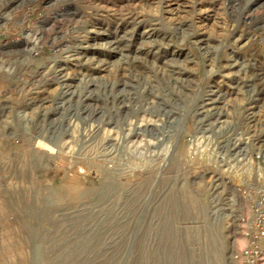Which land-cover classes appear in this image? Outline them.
Returning a JSON list of instances; mask_svg holds the SVG:
<instances>
[{"label":"rangeland","instance_id":"1","mask_svg":"<svg viewBox=\"0 0 264 264\" xmlns=\"http://www.w3.org/2000/svg\"><path fill=\"white\" fill-rule=\"evenodd\" d=\"M21 1L0 0V264H246L264 0ZM233 62L262 77L256 127Z\"/></svg>","mask_w":264,"mask_h":264},{"label":"bare ground","instance_id":"2","mask_svg":"<svg viewBox=\"0 0 264 264\" xmlns=\"http://www.w3.org/2000/svg\"><path fill=\"white\" fill-rule=\"evenodd\" d=\"M32 1H35V0H22L20 2L21 5L23 4H27V3H30ZM10 22V19H5V18H1L0 17V23H4L5 25L7 23ZM108 35V34H106ZM27 39V41L29 40V43H32L30 45V47H28V44L26 45V43L28 42H24L23 44H25V47L29 52L33 51L34 50V47H35V44H36V38H34L33 34H29V35H26L24 37V39ZM114 41V40H113ZM105 43V42H104ZM109 43V42H108ZM118 43V42H117ZM110 44V43H109ZM119 45V44H118ZM114 46V45H113ZM111 48V47H109ZM237 61V60H236ZM231 69H233L234 67H237V70H236V73H240L242 75V78H241V81L240 83L242 84V88L244 89L243 93L245 94V97H247L249 100H250V104H249V108H247L248 110V119H249V123H252L253 127H256V124L255 122H257L259 119H256V116L258 114V111H254V109L256 110L258 108V106L256 105L260 99L257 97L256 95V89H255V81H257V79L261 80L262 77L260 76V74H257L255 71H249L248 68L246 66H244L243 64L239 63V65H236V62H233L231 65H229ZM251 66V65H250ZM250 68V67H249ZM253 69V68H252ZM251 69V70H252ZM244 78H247V80H244ZM236 80V79H234ZM216 92V94H215ZM214 95H216L215 98H224V94H221L220 91L216 90V91H209L208 93V98L206 99V103L204 104L203 102L201 103L202 105L200 106L199 110H200V113L203 114L206 118L205 120V123H208L207 125L208 126H211V124H213L214 122L215 123H218L221 124L224 122V121H219L220 120V114L219 112H215V111H209V109H217L215 108L214 104L216 103L215 99L213 98ZM260 97V96H259ZM218 106V105H217ZM207 107V108H206ZM206 108V109H205ZM259 108H262V105L259 106ZM218 121V122H217ZM199 123V124H198ZM255 124V125H254ZM197 125H201L200 121H197ZM223 125V124H222ZM197 127V126H196ZM207 130V129H206ZM209 132L211 131V129L209 128L208 130ZM202 135L198 137H195V141H198V139L201 138ZM36 140V138H34ZM37 141V140H36ZM36 143V142H35ZM38 143V142H37ZM36 143V144H37ZM237 143V142H236ZM35 144V145H36ZM40 144V143H39ZM47 144V143H46ZM43 145V144H42ZM262 145V144H261ZM39 146V145H38ZM47 147V145H46ZM36 148V147H35ZM45 148V147H44ZM41 149V148H40ZM49 149V148H47ZM51 149V148H50ZM198 156V155H197ZM172 246H170V255H173L174 254V249L173 247L171 248Z\"/></svg>","mask_w":264,"mask_h":264},{"label":"built area","instance_id":"3","mask_svg":"<svg viewBox=\"0 0 264 264\" xmlns=\"http://www.w3.org/2000/svg\"><path fill=\"white\" fill-rule=\"evenodd\" d=\"M259 159V155H256ZM250 206V234L253 236L251 249L242 251L235 255L236 258L242 259L246 264H256L259 258L264 255V191Z\"/></svg>","mask_w":264,"mask_h":264}]
</instances>
